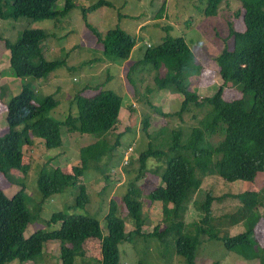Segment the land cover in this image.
Masks as SVG:
<instances>
[{"label":"trees","instance_id":"1","mask_svg":"<svg viewBox=\"0 0 264 264\" xmlns=\"http://www.w3.org/2000/svg\"><path fill=\"white\" fill-rule=\"evenodd\" d=\"M59 1L0 0V18L25 16L55 19L65 16L76 6L75 0H64V8L57 9ZM221 1L206 0L204 15H216ZM241 1L243 3L236 14L240 13L238 17L242 18L244 28L230 30L232 49L225 46L215 58L222 85L212 96L199 98L196 90H191L190 78L198 79L202 66L196 63L193 50L183 37H166L159 46L147 48L142 60L143 64L151 65L157 72L155 82L160 90L183 95L181 108L173 114L181 117L184 113H192L193 119L198 120V126L193 127L189 134L182 129L174 132L168 153L154 150L150 145L138 158L141 167L145 168L149 158L164 154L170 156L160 174L162 184L147 195L151 202H162L166 229L161 232L156 228L147 235L143 233L144 194L135 182L129 184L122 196L124 218L119 216L117 200H110L105 216L107 235L103 234L98 218L71 212L72 208H84L90 202L87 187L79 185L84 171L97 166L119 145L116 142L111 146L104 140H98L81 149V165L73 166L72 173L64 172L60 166H46L38 173L37 188L43 199L62 193L69 186H78L74 203L65 210L55 212L47 221L50 227L58 225L57 229H40L25 237L28 225L36 222V216H32L27 207L29 196L25 186L21 184L10 197L0 188V264L15 260L21 264L35 261L45 252L46 244L53 241L61 243L63 264H89L84 260L80 263V259L86 256L84 247L95 241H100L97 251L99 264H119L120 245L130 243L133 235L160 239L172 235L176 253L187 264H195V251L202 236L220 241L227 251L244 257L252 255L255 250L253 225L258 217L256 210L263 203L264 189L263 192L250 189L219 196L208 191L201 201L195 197L205 175L215 174L230 182H254L260 172H264V0ZM102 6H112V3L98 0L83 8L86 24L110 61L128 60L136 44L131 35L119 28L102 34L87 20L89 11ZM48 38L50 34L40 29L24 30L14 43L0 36V41L10 54L9 66L17 78L42 79L60 68H75L68 66L67 59L47 60L42 43ZM163 68L166 72L161 75ZM226 84L238 88L242 96L233 101L224 100L222 94ZM75 99L78 111L68 114L64 121H56L46 115L58 106V99L50 95L36 102L30 85H23L19 94L5 103L8 129L0 135V172L3 175L9 176L12 169L24 174L29 170L30 161L24 162L21 145L31 146L33 138L43 140L46 148L53 150L64 146L63 127L69 133L81 134H108L116 130L123 104L120 95L98 87L94 95L80 93ZM149 127V119H145L144 130L147 134ZM214 137L218 138L215 143L212 142ZM125 163H128V159ZM228 198H237L242 204L241 208L235 214L225 212L216 217L213 202L220 204ZM192 205L203 212V217L188 225L185 219ZM126 217L135 226L131 232L126 231ZM251 221L254 222L242 233L219 235L224 227L245 226ZM188 226L193 230H187Z\"/></svg>","mask_w":264,"mask_h":264},{"label":"rangeland","instance_id":"2","mask_svg":"<svg viewBox=\"0 0 264 264\" xmlns=\"http://www.w3.org/2000/svg\"><path fill=\"white\" fill-rule=\"evenodd\" d=\"M98 0H75L76 6L65 16L55 19H33L25 16L17 18H0V36L3 40L14 43L26 29L45 30L50 34L42 43L43 53L47 60L67 59L68 66L60 68L47 78H17L9 66V51L0 41V135L8 129L6 123V105L9 99L19 94L23 85H30L35 93V101L41 102L50 95L58 99V106L47 112V116L56 121H64L68 114L78 111L75 97L82 93L94 95L97 88L112 91L123 98L119 121L116 130L108 134L69 133L63 127L64 146L48 150L45 142L33 138L32 145H21L24 162L30 161V168L24 174L12 169L9 176L0 172V188L10 197L23 184L29 196L27 207L36 222L28 225L24 232L27 237L40 229H57L50 227L47 221L57 211L65 210L73 204L78 193V186H69L64 192L43 199L37 188V177L43 167L60 166L66 173L73 172V166L81 165L82 148L104 140L113 146L119 143L113 152L102 158L97 166L90 167L80 177L79 185L87 187L90 202L84 207H74L71 212L96 217L101 221L104 235L108 229L105 216L109 202L115 198L119 203V216L124 218L122 196L131 182L143 192V233H152L156 228L161 232L167 227L163 204L161 201L151 202L147 195L162 184L160 174L169 159V155L149 158L145 168L141 167L140 156L151 145L154 150L168 153L173 143L174 132L182 129L189 134L198 120L192 113H184L181 117L174 115L181 108L183 95L160 90L155 82L157 72L151 65L142 63L147 48L157 47L166 37H183L193 50L198 65L202 66L201 75L190 78L191 90H196L199 98L212 96L222 85L218 75L215 58L226 46L233 47L230 30H242L243 21L238 12L241 0H222L216 15L206 17L204 8L206 0H109L112 6H102L87 13L89 24L104 34L110 29L119 28L131 35L135 41L128 60L110 61L104 55V48L88 28L83 16V8ZM57 9L64 8V0L56 4ZM163 68L160 73L164 75ZM242 96L241 91L230 84L224 86L222 97L233 101ZM158 108V110L156 109ZM163 113H161L160 111ZM165 113H167L165 115ZM149 119V134L144 130V121ZM217 137L212 139L215 143ZM128 159V163L125 160ZM264 189V172H260L256 181H225L218 175H205L200 189L196 193L197 200H203L206 192L219 196L238 194L246 190ZM264 195V193H263ZM237 198H228L225 202H213L214 215L235 214L241 208ZM257 221L237 226L224 227L220 236L242 233L254 222L253 240L255 247L252 255L242 256L224 249L222 243L208 240L202 236L195 251V264H264V199L259 205ZM203 217V212L192 205L185 223L191 225ZM126 231L134 230L133 223L126 217ZM187 230H193L188 226ZM100 241L87 244L84 248L86 256L80 259L89 264H99L97 251ZM59 241L49 242L45 252L35 261L23 264H63ZM119 264H187L185 259L175 251L172 235L157 237H140L133 235L130 243L120 245ZM8 264H21L15 260Z\"/></svg>","mask_w":264,"mask_h":264},{"label":"built area","instance_id":"3","mask_svg":"<svg viewBox=\"0 0 264 264\" xmlns=\"http://www.w3.org/2000/svg\"><path fill=\"white\" fill-rule=\"evenodd\" d=\"M149 47H150V45H149ZM127 160V159H126Z\"/></svg>","mask_w":264,"mask_h":264}]
</instances>
